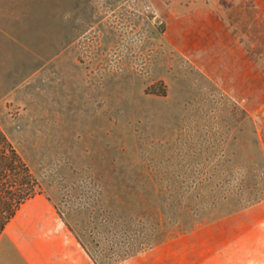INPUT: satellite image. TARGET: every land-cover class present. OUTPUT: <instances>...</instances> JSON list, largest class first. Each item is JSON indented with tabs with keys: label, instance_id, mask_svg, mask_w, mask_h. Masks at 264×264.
Segmentation results:
<instances>
[{
	"label": "rangeland",
	"instance_id": "rangeland-1",
	"mask_svg": "<svg viewBox=\"0 0 264 264\" xmlns=\"http://www.w3.org/2000/svg\"><path fill=\"white\" fill-rule=\"evenodd\" d=\"M228 4L0 0V125L100 264L264 196L253 118L262 137L264 120L206 72L231 74ZM241 235L221 223L175 263L245 264Z\"/></svg>",
	"mask_w": 264,
	"mask_h": 264
},
{
	"label": "crops",
	"instance_id": "crops-1",
	"mask_svg": "<svg viewBox=\"0 0 264 264\" xmlns=\"http://www.w3.org/2000/svg\"><path fill=\"white\" fill-rule=\"evenodd\" d=\"M235 29L231 74L214 78L230 92L249 114L264 120V0H228ZM225 70V69H224ZM236 222L240 231L239 247L247 234L250 255L240 263L264 264V201L227 216L216 224L193 231L142 256L117 264L186 263L190 256V238L200 246L205 234L221 223ZM220 235V233H216ZM0 264H97L76 235L62 223L56 208L43 194L22 205L0 237Z\"/></svg>",
	"mask_w": 264,
	"mask_h": 264
},
{
	"label": "trees",
	"instance_id": "trees-1",
	"mask_svg": "<svg viewBox=\"0 0 264 264\" xmlns=\"http://www.w3.org/2000/svg\"><path fill=\"white\" fill-rule=\"evenodd\" d=\"M253 124L257 150L262 158V164L259 165L260 169L264 172V136L262 137V131H260L258 122L254 118ZM39 189V182L30 165L0 125V237L22 205L39 194ZM262 201H264V196L249 200L233 210H229L226 216L247 209ZM76 237L94 261L100 264L90 250L89 245L77 235ZM119 262L121 261L116 260L108 262L107 264H117Z\"/></svg>",
	"mask_w": 264,
	"mask_h": 264
}]
</instances>
